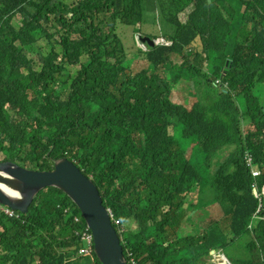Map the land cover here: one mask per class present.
<instances>
[{"label":"trees","instance_id":"obj_1","mask_svg":"<svg viewBox=\"0 0 264 264\" xmlns=\"http://www.w3.org/2000/svg\"><path fill=\"white\" fill-rule=\"evenodd\" d=\"M0 155L73 161L136 225L113 223L138 264H205L235 244L236 264H264V0H0ZM67 206L81 214L50 187L28 214L0 212V264H72Z\"/></svg>","mask_w":264,"mask_h":264},{"label":"water","instance_id":"obj_2","mask_svg":"<svg viewBox=\"0 0 264 264\" xmlns=\"http://www.w3.org/2000/svg\"><path fill=\"white\" fill-rule=\"evenodd\" d=\"M142 41L155 45L149 37ZM48 187L64 190L79 207L93 233L95 253L103 264H126L119 234L102 205L99 191L77 166L67 158L57 160L50 171L25 168L12 161L0 162L1 204L26 213L36 195Z\"/></svg>","mask_w":264,"mask_h":264},{"label":"clouds","instance_id":"obj_3","mask_svg":"<svg viewBox=\"0 0 264 264\" xmlns=\"http://www.w3.org/2000/svg\"><path fill=\"white\" fill-rule=\"evenodd\" d=\"M179 19H180V16H179ZM149 38H151V37H149ZM151 39L154 40L155 45H159V44L165 42V39L164 38H151ZM171 44H172V42L170 43V45ZM141 45L145 48V50L147 49V47H146V45L144 43L141 44ZM230 62H231L230 60H227V64L226 65L228 66V64H230ZM61 158H67V157H61ZM61 158L56 159L54 161V165H55V162L57 160L61 159ZM246 159H247V166L250 168L252 176L254 178H257L260 175V171L255 167L254 162H253V158L251 156H249V155H246ZM69 161L72 162L75 166H77L80 169V167L78 165H76L73 161H71V160H69ZM53 169H54V166H53ZM53 169H51V170H53ZM33 170H37V169H33ZM39 171H45V170H39ZM46 171H50V170H46ZM80 171L82 172V174L84 176H86L89 180H91L93 182L92 177L85 175L81 169H80ZM95 186L97 187L96 184H95ZM48 188H50V187H48ZM53 188H55V187H53ZM56 189H58V188H56ZM97 189H98V187H97ZM58 190L62 192L63 196H68L71 199V197L68 195V193H66L64 190H62V189H58ZM98 191H99V189H98ZM254 192L257 195V197H259V199H261L260 194L261 195H264V186L262 188V191L259 194L256 185H254ZM38 195H36V197ZM99 196L101 197L103 207L110 214L112 224L113 223H116L117 226H120L121 227V232L122 231L125 232L126 227L128 226L129 223L122 225V223L119 220H117V218L114 217V214H113L112 210L110 209V207H107L105 205L104 199L101 196L100 191H99ZM35 198H34V200H35ZM73 203L75 204L74 201H73ZM76 207H78V206L76 205ZM261 207H262V203H261ZM29 209H30V207H29ZM29 209H28V212H29ZM78 209H79V207H78ZM5 210H10V211H13V212L16 211L15 209H12L11 207L0 203V212L6 213ZM63 210H64L63 211V215H65V217L67 219H70V218L72 219L73 225L75 227V229H74V235L76 236L77 239L80 240L78 248L77 249L76 248L73 249V250H75V254L73 255L72 259L69 262H71V261L74 262L78 258H84V259H89L90 262H91V264H99L96 261V259H98L99 261H100V259L98 258V256L95 253V239H94V236H93V233H92L91 229L89 228V226L87 224V221H86L83 213L79 209L81 214H77L76 211H75L76 209L74 207H71L70 208L69 206L63 208ZM18 212H20V211L18 210ZM28 212H26L24 214H28ZM6 214H8V213H6ZM13 214H9V215H13ZM196 218H197V216H196ZM196 218H194V219H191L190 217H187L186 218L187 221L185 222L184 227H188V231L189 232H192L193 231V226H194V224L196 222ZM84 221H85V225H83ZM203 227H204V225H203ZM117 233L119 234L118 231H117ZM120 235H121V233L119 234V237H120ZM120 240H121V237H120ZM121 244H122V242H121ZM122 246H123V244H122ZM123 250H124V247H123ZM213 252H214V255H217L218 256L219 262L212 263V264H232L222 251H221L222 253L221 252L217 253L215 251H213ZM124 254H125V252H124ZM125 258H126V264H138V261H137V259L135 258V256L133 255L132 252H129L128 253V257H126V255H125ZM100 263L103 264L101 261H100Z\"/></svg>","mask_w":264,"mask_h":264},{"label":"rangeland","instance_id":"obj_4","mask_svg":"<svg viewBox=\"0 0 264 264\" xmlns=\"http://www.w3.org/2000/svg\"><path fill=\"white\" fill-rule=\"evenodd\" d=\"M147 12H148V13H151V11L149 10V7L147 8ZM151 14H153V13H151ZM187 16H188V14H187L186 12H184V13H182V14L180 15V19H181L183 22H185L186 19H187ZM150 20H151V19H148V20H147V23H144L145 27H150V29H151V28H156V29L159 30V31H161V30L163 29V22L156 24V23H154L152 20H151V21H150ZM16 22H20V23H21V17H20V16H18V17L16 18ZM239 25H240V20L237 21V23L235 24V26H239ZM169 31H170V30H169ZM138 36H139V34H138ZM41 46H42V45H41ZM42 47H44L43 50L46 51L47 47H45V45H43ZM141 58H143V57H141V56H136V55H129V61H130V62H132L133 59L135 60V61L133 62V65H134L135 68H140V67L143 65V63H141L142 61L137 62V59L141 60ZM185 82H186V81H184V80L181 81V83H179L178 86L176 87V88H178L177 90H178L179 92H182V90H183L184 92L187 91V89H188V83H187V82L185 83ZM2 158H4V155H0V160H1ZM193 162H195V163H197V164H201V163L203 162V158H202L201 156H194V157H193ZM206 212H207L206 210L199 211V212L196 213V216H197V217H198V216L204 217V216H205L204 214H205ZM208 213H209V211H208ZM196 216H195V214H192V217H193V218H196ZM193 218H192V219H193ZM207 221H208V218H207V217H206L205 219H203V218H202V219H198V220L196 219V222H195V224H194V226H193V231L196 232L197 230H198V231L201 230V229L203 228V225L207 224ZM199 223H200V224H199ZM202 224H203V225H202ZM184 225H185V222L183 223V226H184ZM125 227H126V226H125ZM135 228H136V225H135V224H133V223H129L128 226L126 227L125 233H126V234H130V233L132 232V230H134ZM237 246H238V245L235 244L233 247L224 250V253L226 254L225 256L228 257V259H229L232 263H234V264H236L237 262H239L240 260L243 259V258H241V257H243V255H242L243 253L237 250ZM221 253H222V252H221ZM205 261H206L205 264L217 263V262H219V258H218L217 255H214V252L212 251V253H211V255L209 256V258H206ZM72 264H91V262H90L89 259L78 258V259H77L76 261H74Z\"/></svg>","mask_w":264,"mask_h":264},{"label":"built area","instance_id":"obj_5","mask_svg":"<svg viewBox=\"0 0 264 264\" xmlns=\"http://www.w3.org/2000/svg\"><path fill=\"white\" fill-rule=\"evenodd\" d=\"M6 213L8 214H13L14 212L13 211H10V210H5Z\"/></svg>","mask_w":264,"mask_h":264}]
</instances>
